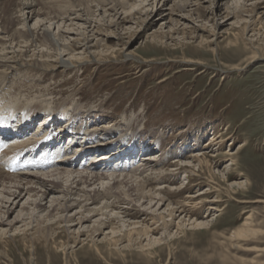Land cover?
Masks as SVG:
<instances>
[{
	"label": "rangeland",
	"instance_id": "1",
	"mask_svg": "<svg viewBox=\"0 0 264 264\" xmlns=\"http://www.w3.org/2000/svg\"><path fill=\"white\" fill-rule=\"evenodd\" d=\"M194 1L197 0H192ZM234 1L223 0L219 2L218 7H214L210 0H201L197 6L192 3L187 9L191 13L188 17L190 21H187L188 24H184L183 21L175 27L177 32L174 33L175 30H170L172 24L169 19L170 17L180 19L174 5L180 0L176 2L162 0L167 6L162 4L158 8L161 14L152 16L151 22L143 26L133 23L131 30L120 32V36L113 35V38L107 41L108 45L106 44L112 50L102 60L92 55L97 49L93 47L87 51L91 52L87 55L91 61L81 66L79 70L65 72L64 69H60L51 76L42 77L41 74L32 73L16 86L17 94L13 96L15 102L21 106L44 105L51 110L56 109L58 112L64 110L68 113L77 109L75 113L79 114L80 121L97 120L100 125L98 127L109 128L111 132L118 134L115 139L123 135V139L117 143L121 144L119 147L124 146L123 142L135 140H147L152 147L156 146L154 152H141L138 155L139 159L129 161L130 168H133V165L139 167L143 155L158 151L169 152L163 161L161 157L155 159L164 163L162 165L164 169L159 167L161 170L157 171V174L149 171L141 176V179L148 180L147 177L156 179L160 171L173 168L171 165L176 166V161H180L181 158L184 160V157L186 159L191 151H202L206 141L218 135L222 138L219 139L217 147H214L218 153L216 155L219 156L211 160L216 164L220 162L218 165L214 163L203 175L197 174L199 168L189 167L196 173H189L190 170L187 168L189 172L186 169L182 170L183 173L176 177L178 181L174 182V187L170 188L167 184L169 187L167 191L176 192L175 195L170 193L171 202H178L182 200L181 197L188 196L184 189H191L190 192L194 194L199 189L200 192L210 190L209 185L212 184L207 179L214 171V179L216 178L214 182L219 187L217 190H220L221 201L219 211L210 212L206 219L210 225L208 229L190 230L192 226H189L185 236L173 235L176 232L174 229L171 233L172 239L169 232L161 230L151 238L161 240V243L158 242L159 245L151 248L147 246L145 251H141L137 246L138 249L126 251L123 257L112 255L110 258L106 257L107 260L96 254L93 260L79 255L78 258L77 254H73L75 259L72 260H76L77 264H264V0H249L246 3L242 0L241 4L244 3L246 6L244 15L240 18L232 16L226 18V4L235 6ZM89 6L92 8L91 13L95 14L94 19H90L92 22L95 18L104 19L100 17L104 10L97 6V3H90ZM84 8L87 7L76 9L83 12ZM108 15L109 13L105 18ZM19 16L15 14L14 18L17 19ZM31 18L32 15L26 26L19 25L15 29L25 32L31 28L34 33L41 34L44 29L41 25L45 24L49 28L50 24H46L47 21L41 23L42 28L40 26L35 28L36 18ZM71 20L72 18L64 19V23L67 24L59 28V32L65 34V39L69 38L70 41L73 38L81 39L80 34L88 30L89 38H93L90 45L100 42L101 35L95 38L90 33V24L81 26L84 22L72 20L73 23ZM131 25L129 23L127 27ZM247 25L252 27L246 31ZM54 28L53 26L52 31ZM156 33L164 39H154L153 34ZM15 47L6 46L4 49L7 50L6 53L18 54L19 52H13L18 50ZM41 50L46 52L45 48H41L34 53L37 54ZM85 51L84 48L78 52ZM67 59L68 57H65V60ZM30 60L32 59L29 58ZM1 104L0 108L4 107V104L7 105L2 99ZM15 113L18 112L11 111L8 114L2 109L0 116L11 117ZM89 114L91 120L88 118ZM46 120L50 121L47 117ZM180 132L182 135H179ZM104 139L106 138L102 140ZM109 140L107 139L103 147L110 143ZM185 144L188 147L182 149ZM114 145L115 143L110 144L109 147ZM226 152L229 154L236 152L234 167L230 161L232 157ZM148 161L153 163L151 160ZM181 167L180 164L179 168ZM230 171L232 174L227 177ZM100 173L109 181V172ZM124 177L125 175L121 176L120 180ZM226 178L227 180H224ZM171 180H174V177H171ZM239 182L245 187L237 186ZM162 184L163 182L160 186L153 187H156L155 189L165 187V183ZM0 191H3V188H0ZM165 191H162L164 195ZM5 197L7 196H0V204L5 203L4 206L9 203ZM27 200L28 198L15 207L11 220L17 219L20 208L26 206L24 202ZM112 202L111 200L107 205ZM141 205L142 202L126 204L125 208L134 207L149 211ZM93 207L95 206L90 204L87 208ZM100 207L101 204L97 206ZM77 210L78 208L73 209L70 215ZM116 218H120L124 223L128 221V218L123 219V215ZM98 219L101 218L94 217L84 229L79 225L73 227L71 233H74V229L86 233L89 231L87 227H93V223ZM21 220L23 219H17L16 223ZM130 222L132 220L127 224ZM122 223L117 226L122 227ZM242 229H250L256 233L236 235ZM62 235L67 240L66 234ZM148 240L143 241V245H147ZM16 242L21 243V239L16 238ZM10 247L13 249L10 253L12 252L14 264H27L29 255L22 250L21 244H18L19 248ZM78 249H75V252H78ZM103 251L109 253L106 249ZM43 253V249L39 250V260L41 257L40 261L44 260L40 264H65L62 254H59V260L50 258L52 260L50 261ZM2 261L0 260V264H5Z\"/></svg>",
	"mask_w": 264,
	"mask_h": 264
},
{
	"label": "bare ground",
	"instance_id": "2",
	"mask_svg": "<svg viewBox=\"0 0 264 264\" xmlns=\"http://www.w3.org/2000/svg\"><path fill=\"white\" fill-rule=\"evenodd\" d=\"M241 1L235 0V6L226 4V18L231 16L240 18L244 15L246 6L243 5L244 3L241 4ZM246 1L249 0H244L245 3ZM151 2L153 3L151 4ZM199 2L201 0L194 2L192 0H180L178 4L174 3L178 10L177 16L180 19L170 17L169 22L172 24L170 30H175V27H178L183 21L184 24H188L187 21H190L188 17L191 13L187 9L191 7L192 3L197 6L200 4ZM219 2H223V0H210L214 7L220 6ZM90 3H97V6L104 10V14L100 16L104 19L95 18L94 22L90 20L95 17V14L91 13ZM162 4L165 7L167 6L162 0H88L87 2L85 0H0V106L2 105L1 99L7 103V105L4 104V107L0 108V112L2 109L7 111L8 114L11 111L18 112L13 115L14 120L8 121L12 125L16 123V131L23 136H27L29 127H36L35 124L42 123L41 127L35 132V135L39 132L40 134H37L39 136H29L26 141L27 144L42 139L46 129L62 128L65 131L69 126L68 129L72 130L74 135H66V133L62 132L56 143L58 145L66 143L65 148L73 151L76 150L77 146L78 151L84 153L83 158L88 155L89 157H99L96 163H89L90 165L86 168H82L79 162L63 161L60 163V167L44 171L43 173L29 172L13 175L5 171L2 166L3 161H0V188H3V191H0V196L5 195L7 197L4 199L9 200L6 206L2 202L0 204V260H3L2 262L5 264H14L11 257L12 252L10 253L13 249L10 246L18 247V244H21L22 250L29 255L28 260L26 259L27 264L42 263L44 260L41 262L42 257L40 260L38 257L39 250L41 251L42 249L46 259L48 258L50 261L58 259L59 254H62L65 264H72V262L77 264L76 260H72L75 259L73 254H77L76 257L79 255L92 260L95 254L104 260H107L106 257L110 258L112 255L123 257L126 251L134 248L138 249L139 247L141 251H145V247L146 250L148 248L147 246L151 248L159 245L158 242L161 240H152L151 238L161 230L169 232V237L172 239L171 233L174 229H176V232L173 235L183 234L185 236L189 226H192L190 230H205L210 226L206 219L210 212L219 211V203L221 201L220 190H217L219 187L214 182L216 179H214V171L210 173L211 175H208L209 179H207L212 184L209 185L210 190L200 192L199 189L196 192L194 191V194L190 192L191 189H184L186 191L185 194L188 196L181 197L182 200H177L178 202H171L172 199L170 198L172 197L169 198V196H172L171 194L174 192L167 191V189L175 186L174 182L178 181L176 177H179L182 170H188L189 167L190 169L191 167L199 168L197 174L203 175L210 166L212 167L214 163L216 164V162H211V160L219 156L216 155L218 153H216L214 147H217L220 142V135L210 141H206L203 144L202 151H191L186 159L185 157L184 160L181 158L182 160L176 161V166L174 164L171 165L173 168L167 171H160L156 179L147 177L148 180H145V178L141 179V176L149 171L157 174L156 172L161 170V168H158L164 164L161 161H155V159H160L161 157L163 161L165 155L169 152L158 151L143 155V159H140L139 167L137 166L136 168L133 165V168H130L129 161L137 159L141 152H154L153 150H155L154 147L156 146L152 147L147 140H135L128 143L123 142L124 145L132 144L133 148L128 146L119 147L121 144L117 143L123 139V135L115 139L118 134L111 132L109 128L98 127L100 125L97 120H92V122H89L88 119L85 122L80 121L79 114L75 113V111H78L77 109L72 113H68L64 112V110H61V112L56 111V109L51 110L49 107L37 104H29L24 107L17 104L13 96L17 94L18 87L16 86L25 81L26 76L29 74H41L42 77L44 75L51 76L60 69H64L65 72H73L75 69L79 70L81 66L91 61L87 58V55L91 54V52L87 53V51L93 47L97 49L92 55L102 60L112 50L111 47L107 46V41L113 38V35L120 36V32L131 30L133 23L142 26L148 24L151 22L152 16L161 14L158 8ZM82 6L87 7L84 8L83 12L76 9ZM107 7L109 8L107 9ZM37 8H40V10H37ZM107 13L109 15L105 18ZM15 14L20 15L19 19L14 18ZM31 15V19L36 18L35 28L45 21H47L46 24H50L49 28L45 24L41 25L42 27L44 26L41 34L34 33L31 28H28L25 32L15 29L19 25L26 26ZM122 15L124 16L122 17ZM21 18L23 19L21 20ZM69 18H72L73 21L84 22L81 26L90 24V33L95 38L101 35L100 42L90 45L93 42V38H89L88 30H84L80 34L82 36L81 39L73 38V42L69 38L65 39V34L61 33V31L59 32V28L63 24H67L64 23V19ZM72 20L71 22H73ZM129 23L132 25L127 27ZM252 25H247L246 31ZM53 26L55 28L52 31ZM41 28L40 31L42 30ZM57 28L58 30L56 31ZM176 32L177 30L174 31V33ZM158 33L160 34V32ZM159 34H153L154 39H164ZM6 46H16L15 48L18 50L13 52H19L18 54L20 55L6 53L7 50L4 49ZM41 48H45L46 52L41 50L37 54L34 53V51ZM84 48L85 52H78L80 50L83 51ZM65 57H68V59L65 60ZM29 58L32 60L29 61ZM23 74L25 75L23 76ZM45 110L46 112H44ZM46 117L50 121L46 120ZM1 118L2 116H0ZM88 118H91L90 114ZM80 122L81 124H79ZM64 123L65 126L63 127ZM94 123L98 125H94ZM61 124L63 125L61 126ZM18 127H21V129ZM179 135H182L181 132ZM103 138L106 139L102 140ZM107 139H110V143H107L106 148L102 147L106 145ZM56 143L52 146L55 147ZM78 143L79 145H77ZM114 143V146L109 147L110 144ZM73 144L74 146H72ZM183 146L181 147L182 149L188 147L187 144ZM13 147L17 148L19 146ZM48 147L51 146L48 145ZM112 147H115V149H110ZM235 153H227L232 157H230V161L233 167L236 165ZM116 154L119 157H126L127 161L124 162V165L119 166L121 163L120 159L123 158L116 159ZM181 154L182 151L180 152ZM130 157L131 159H129ZM148 160L153 161V163ZM180 164L181 168H179ZM142 167L145 169L143 170ZM162 169L164 168L162 167ZM170 170L174 172L170 173L172 172ZM192 170L189 173H196V171ZM100 172L107 174L109 172V181ZM187 172L185 173L187 174ZM231 174V171L228 172L227 177H230ZM124 175V179L120 180V177ZM115 176L117 177L115 178ZM171 177H174V180H171ZM224 180H227V178ZM161 182L165 183V187L155 189L160 186ZM237 184L240 188L245 187L241 182ZM154 185L156 187H153ZM163 190H166V195L162 192ZM179 193L181 192L179 191ZM212 195L218 196L212 197ZM26 198H28L27 202H24L26 206L20 208V212H18L16 217L23 220L16 223L17 219L11 220V216L15 212V207L17 208ZM111 200L113 202L107 205ZM141 202V206L144 209L154 212L149 213V211L138 210L134 207L125 208L126 204H141ZM90 204L95 207L93 209L87 208ZM100 204L101 207L97 208ZM77 208V212L70 215V212ZM114 211L118 213L116 214ZM112 215L116 217L123 215V219L128 218V221L132 220V222L127 224L128 221H125L124 223V221H120V218ZM96 216L101 219L96 220L93 223V227H87L89 231L85 233L74 229V233H71L72 228L78 225L81 229L86 228L85 225L91 223ZM121 222H123L122 227L117 226ZM19 224L21 226L18 227ZM8 229L10 230L8 231ZM63 233L66 234L67 240L64 239ZM249 233L256 232L250 229H242L236 235L242 236ZM16 238H20L21 243H17ZM146 239H149L148 244L143 245L142 242ZM79 246L80 249H78ZM75 249H78V252H75ZM103 249H106L109 253L106 254ZM50 255L52 256L50 257Z\"/></svg>",
	"mask_w": 264,
	"mask_h": 264
}]
</instances>
